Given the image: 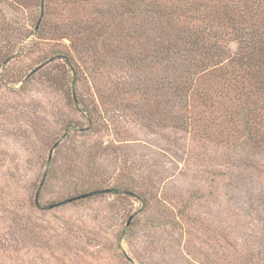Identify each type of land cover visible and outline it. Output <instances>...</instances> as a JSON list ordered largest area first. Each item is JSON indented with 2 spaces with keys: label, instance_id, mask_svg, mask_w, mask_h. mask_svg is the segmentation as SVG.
I'll return each mask as SVG.
<instances>
[{
  "label": "rangeland",
  "instance_id": "374dc122",
  "mask_svg": "<svg viewBox=\"0 0 264 264\" xmlns=\"http://www.w3.org/2000/svg\"><path fill=\"white\" fill-rule=\"evenodd\" d=\"M61 4L54 13L66 18ZM17 7L0 0V51H15L0 68V264H264V151L221 139L230 122L193 131L184 109L173 121L144 119L136 89L118 82L150 76L148 64L134 71L117 56L98 76V52L75 54L80 82H57L39 54L71 41L26 37L37 10ZM32 39L38 49L19 54ZM94 109L104 119L89 126ZM113 185L147 204L105 190Z\"/></svg>",
  "mask_w": 264,
  "mask_h": 264
},
{
  "label": "trees",
  "instance_id": "16d2710c",
  "mask_svg": "<svg viewBox=\"0 0 264 264\" xmlns=\"http://www.w3.org/2000/svg\"><path fill=\"white\" fill-rule=\"evenodd\" d=\"M13 1L20 6L17 8L22 7V13L25 9L37 10L32 19L34 30L26 37L41 38L43 31H59L71 41L72 50L65 44L61 48L48 44L49 48L39 54L40 69L55 70L57 82L63 84L66 77L75 88L80 82L79 77L86 72L82 67L85 61L78 63L75 54L87 57L98 52L93 74L98 76L108 60L124 56L126 68L136 71L140 64H148L147 73H151L135 83L126 79L118 82L119 91L120 86L136 89L134 93L141 104L137 107L144 119L157 124L173 121L184 109L193 131L202 129L208 136L221 120L230 122L231 127H226L221 139L234 136L236 142L251 150L264 151V0ZM58 3L68 7V17L55 15L53 8ZM76 9L82 19L70 21ZM142 21L147 26L144 30L140 29ZM38 47L39 43L32 39L19 54ZM9 50L0 51L3 70L15 52ZM202 109L209 118L201 115ZM86 117L89 126L104 119L95 109ZM56 148L55 157L64 154L60 147ZM89 156L87 163L96 172V155L89 152ZM122 189L113 185L105 190L119 197L132 190L143 206L147 204L146 195L134 193L129 187ZM91 190L95 189L88 191ZM81 194L85 192L78 195ZM37 202L36 198V206Z\"/></svg>",
  "mask_w": 264,
  "mask_h": 264
}]
</instances>
